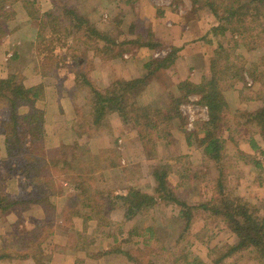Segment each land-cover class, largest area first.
I'll return each instance as SVG.
<instances>
[{
	"label": "rangeland",
	"instance_id": "obj_1",
	"mask_svg": "<svg viewBox=\"0 0 264 264\" xmlns=\"http://www.w3.org/2000/svg\"><path fill=\"white\" fill-rule=\"evenodd\" d=\"M25 1L18 0L23 6H25ZM29 1L32 2L29 6L32 13L27 16L21 14L22 12L17 9V2L11 7L9 5L6 7L11 10L13 16L5 21L0 19V78L16 74L18 81H22L26 86H29V83L34 84L40 81L30 86L39 87L41 91L38 103L40 106L35 108L38 110L36 115L40 123L34 124V129H32L22 126V121L18 122L16 139L10 144L15 145L11 155H8L7 151L0 155V202H12L8 210L5 212L0 210V255L5 256L3 259L0 258V264H35L34 256L42 258V261L47 264H76L77 260L80 264H131L123 255L113 251L116 249H113L115 246H123L124 250L129 248L134 255H137L135 259L142 264H145L148 259L153 264H173L172 256L168 253L172 251L179 253L183 246L186 247L182 252L190 250L200 259L201 264H213L212 258L215 254L210 253V250L225 244H233L236 237L225 223L211 216L207 209L200 206L211 198L212 180L217 172L210 169L208 159L203 157L196 142L194 141L189 146L185 139L184 132L196 129L199 123L208 119L207 107L198 103V95H189L188 99L179 106L183 119L170 131L172 140L164 141L167 143L165 145L162 140H159L154 153L149 155L144 152L135 131L127 127L120 118L121 123L118 125V119L112 117V114L107 117L105 128L84 133L82 137H79L77 135L80 130L79 125L86 123L88 116H85L83 108L80 109L81 111L77 110L76 113L71 112L75 102H78L80 107L83 106L84 101L81 97L84 93L75 89L74 78L72 87L68 79L63 84L65 80H62L63 75H66L68 71L72 73L73 67L72 56L69 58L66 54V45H71L80 53L86 52L88 59L93 61L90 74L93 86L97 89L101 86L98 56L80 41L74 39L72 34L65 33L56 36V33L52 32V24L47 21L44 14L48 8H51V0ZM77 1L81 12L86 13L90 21L98 28L106 27L119 38L125 37L126 32L118 34L119 29H114L115 21L111 26L107 25L110 23L112 14L107 16V23L103 21L104 16L100 13L103 10L100 8L103 0H73V2ZM247 1L249 0H241V2ZM136 2L138 1H133V3ZM211 2L223 13L224 5H217L222 0H191L193 6L197 3L198 11L207 9L214 17L209 9ZM133 3L129 6L130 9L133 8ZM137 5L135 6L136 11L138 10ZM200 8L203 9L200 10ZM127 9L117 5L114 14L124 17L122 24L125 26L135 22L136 29L142 28L143 31L139 30L145 34L147 30L141 20L133 19L135 15L132 12L133 9L130 11ZM261 12L263 15L258 19L264 24V9ZM198 13L202 14L201 12L194 15L191 13L186 16L187 20H196L200 16ZM202 17L206 19L204 12ZM217 22L215 19L212 26H209V30L207 29L208 32L206 30L204 32L206 34H202L205 42L196 43L198 38L192 44L194 51L201 49L206 54L205 68L203 71H198L197 81L200 80V76L207 80L211 77L210 62L215 60L214 70L219 74V89L229 104L222 138L226 139L224 151L230 157L234 168L232 171L230 168L225 169L228 172L227 186L233 187L234 193L243 196L250 201V204L257 206L264 197V154L260 150L253 151L249 142L254 138L260 148L264 149V135H259L256 131L253 134L251 128L254 127L244 122L249 117L248 114H241V112L249 113L264 104V61L261 60L264 57V28H257L259 31L262 30L261 32L258 30L253 32L250 28L256 23H249L246 17L243 26L249 28L250 25V28L245 31V36L240 32L242 28L240 24L237 29L234 26L232 32L230 29L233 25L228 26L224 23L222 24L227 30L223 36L213 35L210 30L217 26ZM121 27H119L120 30H122ZM188 33L193 39L201 34L200 31L196 33L195 27H192ZM152 37L156 39L155 35ZM220 44L222 47L219 48ZM170 46L176 48V53L180 51L179 47ZM135 52L136 50L132 49L126 53ZM15 53L19 54V57L13 62ZM147 57L148 54H145L141 57L142 59H138L139 64L148 63L150 59L147 61ZM152 61L147 72L154 68L158 58L156 60L152 58ZM110 66L107 63V67ZM28 67L33 69H31L33 74L26 70ZM227 67L230 68L226 70ZM134 70L142 71L140 68L132 71ZM256 76H261V79ZM132 77L134 75L129 73L127 79L120 80H137ZM140 78H143V82L138 84V100L140 93L142 91L146 93L148 89L159 103L158 106H155L157 102L156 104L150 103V105L160 109L170 107L171 95L173 91H176L173 90L176 85L170 88L171 80H168L166 85H159V81L157 82L154 78L151 82L150 78L145 76H140ZM65 85L66 88L70 86L69 92L64 91ZM54 88V94H49L48 92ZM43 92L47 94L44 93L43 96ZM59 101L62 104L61 110L56 107ZM31 106L29 101H18L16 108L21 119L27 112L29 113ZM9 115L8 102L0 99V128L4 131L6 129L8 135ZM114 115L117 116L115 113ZM237 120L239 126H235ZM63 129L69 133L63 132ZM59 136L67 138V142H60L62 139ZM107 148L117 152L119 163L115 167H105L95 171V180L92 181L91 186L95 192L97 190L101 192L100 196L103 199L100 200L106 204L103 214L106 215L108 224L98 225L95 219L90 220L87 223L86 235L93 240V243L89 244L85 250L75 249L72 247L69 235L73 231L83 233L82 218L72 217L71 227L62 220H64V209L69 203V198L74 193H78L76 184L81 180L70 182L65 178L73 172L70 173L67 170L68 166L64 165V162H70L78 167L83 164L81 159H83L84 151L87 156H94ZM238 153H243V158H238ZM50 157H53L55 164L58 165H54L49 170L42 167L43 169L39 171L43 161H49ZM87 158H89L88 161H94L93 158ZM253 159L260 161L261 166H256ZM95 162L97 165H103L100 159H96ZM87 163L85 168H90V163ZM157 167L166 172L165 179L168 187L169 185L176 187V195H180L181 199L191 206L188 217L180 213V207L174 202H166L155 196L157 202L152 208L138 211L134 215L130 214L127 218L125 216L127 207L123 205V201L118 196H124L131 189L150 191L156 186L153 171L158 169ZM12 169L19 180L14 189L8 180L9 174L14 172ZM83 211L85 212L83 214L89 213L88 210ZM261 213L264 215V210ZM147 227L151 228V233L145 230ZM132 230L135 233L130 235ZM181 232L185 233L184 239L178 240ZM113 238H116V242L110 243ZM128 238L131 239L130 245L126 241L123 245L122 242ZM205 240L207 244L204 243ZM186 242H189L188 246ZM109 247L113 250H109ZM36 248H38L37 251ZM103 248L107 249L103 251ZM141 252L144 254L138 257ZM254 255L255 253L245 250L225 258L221 264H264L254 259Z\"/></svg>",
	"mask_w": 264,
	"mask_h": 264
},
{
	"label": "trees",
	"instance_id": "obj_2",
	"mask_svg": "<svg viewBox=\"0 0 264 264\" xmlns=\"http://www.w3.org/2000/svg\"><path fill=\"white\" fill-rule=\"evenodd\" d=\"M17 2L18 0H0L1 20L5 21L13 16L11 15V10L6 7L8 5L11 7ZM51 3V8H48L44 14L47 21H50L49 23L52 24V32L56 33V36L65 33L72 34L74 39L88 47L94 55L98 56L99 60L119 58L132 49L166 50V54L158 60V64L155 66L160 67L168 65L176 53L175 47L163 45L157 39H152L154 34L150 29L142 36L137 31L135 22L127 24L126 27L122 24L124 17L114 14L113 11L111 13L112 15L110 14V23H107V25L111 26L112 22L115 21L116 25L114 29H119L117 31L118 34L123 33L119 27L125 26L127 31L124 38H119L118 35L111 30L109 31L106 27L103 29L98 28L95 23L90 21L86 13L81 12L78 1L62 0L56 2L55 0H51ZM31 4V1H25L24 8L28 14L32 13L29 9ZM217 5H224L222 9L223 13L215 5H212V2L209 3V9L216 21H218V25L212 27L210 30V33L213 35L223 36L227 30L224 25H233V28L230 29L233 32L234 26L237 29L240 24V27H242L240 32L245 36V31L250 28V25L249 28L243 26V22H246V17H248L249 23H256L254 27L251 26L250 28L251 30L253 29V32L257 31V28H264L263 22L258 19L263 15L261 10L264 9V0H249L247 2H241V0H222ZM220 47H222V44H220ZM66 51L69 58L72 56L71 59L73 60L72 73L74 74L75 89L81 90L84 93L81 97L84 101L83 106L80 107L79 103L75 102L72 105L71 112L76 113L77 110L83 108L85 116H88V121L79 125L80 130L77 132L79 137H82L84 133L99 131L105 128L107 117L115 113L127 127L135 131L137 138L141 141L144 152L149 155L150 153H154L159 140L167 142L172 140L170 131L183 119L179 110L180 104L186 101L191 94L199 96L198 103L205 105L208 109V119L199 123L196 129L184 132L185 139L189 146L194 141L196 142L197 147L202 151L203 157L208 159L207 163L210 165V169H214L217 172L212 180V196L206 203L200 206L207 209L211 216L217 217L225 223L226 227L236 237L235 243L225 244L222 247L210 250V253L215 254V257L212 258L213 264H221L225 258L234 256L245 250L255 253L253 258L263 263L264 215L261 211L264 210V197L261 199L259 205H252L249 200L234 193V188L227 186L226 182L228 172L225 169L230 168V171H232V168H234V165L231 164L230 157L224 151L226 139L222 138L226 120L225 115L229 109V104L221 89H219V74L214 70L215 60L210 62L211 77L208 80L204 77L198 81L190 79L182 80L173 88L176 91H173L174 93L171 95L170 107L160 109L150 104H142L139 102L138 84L143 82V78H138L133 81L116 79L103 90H99L93 86L90 74L93 61L88 59L86 52L80 53L78 49H74L69 44L66 45ZM48 52L51 53V51ZM18 57L19 54L15 53L12 61H17ZM261 60L264 61V57ZM62 61H64L63 58ZM150 64L152 63L149 61L145 66H149ZM229 68L227 67L226 70ZM251 75L253 74L251 73ZM256 77L261 79V76ZM38 88L35 86H26L22 81L19 82L16 74L0 78V99L3 101L6 100L8 102V108L10 109V115L7 120L10 126L8 128L10 136L8 135V138H6L8 155H11L12 148L15 147V145L10 144L16 139L18 122L27 120L28 123H40L36 115L38 114V110L35 109L40 106L38 103L40 102L41 91ZM19 100H26L32 104L29 113L27 112L26 115L22 116V119L16 108ZM241 114H248L249 117L244 122L254 127L251 128L253 134L256 131L257 134L264 135V104L249 113L241 112ZM239 124L242 123L239 122ZM235 126H239L238 120L235 122ZM249 145L253 151L260 150L264 154V149L260 148L254 138L250 140ZM85 152L82 157L83 159H81L83 162L81 166L77 167V165L70 164V162H64V165L68 166L67 170L70 173L73 172L70 175L67 172L68 175L65 178L70 182H74L77 179L81 180L80 183L76 184L78 193H74L69 198V203L64 209V220H62L71 227L73 225L72 217L79 216L82 218L83 233L73 231L69 235L71 237L70 242H72V247L79 250H85L89 244L93 243V240L91 238L89 239L86 235L87 223L90 220L95 219L98 225L108 224L107 217L103 214L106 204L100 200L103 199L100 196L101 192L98 190L95 192L91 186L92 181L95 180L94 173L105 167H115L119 163V156L115 150H108L107 148L94 156H87ZM243 156V153H238V158H243ZM87 157H90V159L93 158L94 161H88L89 158ZM84 158L86 159L84 160ZM96 159H100L103 165H97L95 162ZM53 160L54 158L50 157L49 161H43L39 171L43 168L49 170L54 165H58ZM77 162L79 163L80 161L78 160ZM87 162L90 163V168H85L88 164ZM253 163L258 167L261 166L258 160L253 159ZM165 175L166 172L164 170H160V168L155 169L153 176L156 181V186L151 188L150 191L131 189L124 196H118L123 201V205L127 207L125 212L127 218L130 214L134 215L138 211L141 212L152 208L157 202V197L166 202H174L180 207V213L188 217L191 206H188L187 202L181 199L180 195H176V187H172L171 185L168 187ZM10 205H12V202H0V210L5 212ZM83 210H88L89 213L83 214L85 213ZM186 225L188 227V223ZM145 230L151 233L150 227L145 228ZM133 233H135L134 230L131 231L130 235ZM184 236L185 233L181 232L178 240L184 239ZM130 240L128 238V240H124L123 242L125 243L126 241L130 245ZM111 242H116V238L111 239ZM204 243L207 244V241L205 240ZM186 245L188 246L189 242H186ZM16 247L17 245L15 244ZM185 247L183 246V249L179 253H175L174 251L168 253L169 256H172L173 264H201L200 259L190 250L182 252ZM113 249H115L113 250L115 253L123 255L128 263L142 264L135 259L137 255H134V252L129 248L124 250L121 246H115ZM142 254L144 253L141 252L138 257L142 256ZM0 258L3 259L5 256L0 255ZM33 258L35 264H47L40 257L34 256ZM169 259L171 258L169 257ZM76 264H80L79 260L76 261ZM145 264H153V262L148 259Z\"/></svg>",
	"mask_w": 264,
	"mask_h": 264
},
{
	"label": "crops",
	"instance_id": "obj_3",
	"mask_svg": "<svg viewBox=\"0 0 264 264\" xmlns=\"http://www.w3.org/2000/svg\"><path fill=\"white\" fill-rule=\"evenodd\" d=\"M100 1V0H98ZM135 0H103L102 4L100 2V8H103L102 12H100L103 16L104 19L103 21H106L107 16L114 12L115 8L117 5H120L121 8H128L127 11L132 10V12L135 14L133 19L141 20L142 24L144 25L145 29L148 30L150 29L153 34L155 35L156 39L160 41L163 45L170 46V45H175L180 48V51H178L175 56L172 58V61L168 63L166 66H160V67H155L157 64L147 72V69L151 66H145L146 62L139 64L138 59H142L141 57L144 56L145 54H148L147 61L149 60L150 62L152 61V58L156 60H160L165 54L166 50L162 51H156V50H145L143 48H140L136 50L135 53L131 54H124L122 57L112 59V60H98L100 65L98 66V71L100 73V80H101V86L99 89H104L106 88L111 82H113L116 79H127L129 73L134 75L132 79H138L140 76H145L146 78H150V82L152 81V78L156 79V81H159V85L161 84H168V80H171L170 88L173 85H177L180 83L182 80L190 79V80H196L198 78V71H203L204 70V63H205V57L206 54L204 53L203 50L197 49L194 51L192 49V44L194 43L195 39H198L196 43H200V41H204L202 34H206V30L209 28V26H212V22L215 21L214 17L211 16V13L207 11V9H203L202 11H198L199 7L196 6L197 3L194 4V6L191 3V0H137L138 2L133 3ZM197 1V0H194ZM118 2V4L116 3ZM133 3V8L130 9L129 6L132 5ZM17 9L20 10L24 14V16L28 14L27 11H25V8L22 4L17 3ZM137 5L138 10L136 11L135 6ZM119 9V8H117ZM124 10V12H127ZM197 12H203L206 14V19L202 17V14H200L199 17L194 19L187 20L186 16L189 14H195ZM129 22V21H128ZM217 22V21H216ZM106 25V24H105ZM218 25V22H217ZM127 27V26H126ZM126 27H121L122 32H126L127 29ZM192 27H195L196 33L198 34L199 31L201 34L199 37H195L194 39L192 37H189V30H191ZM142 30V28H139ZM137 30L142 36H144V33H141L140 30ZM209 30V29H208ZM207 30V32H208ZM143 31V30H142ZM26 41V40H25ZM186 48V49H185ZM186 52L184 53L183 52ZM144 55H143V54ZM156 53H158L156 55ZM130 56V57H129ZM151 56V58H150ZM160 56V57H159ZM103 62V63H102ZM107 63H109L111 66L108 68ZM112 63H115L116 65H113ZM153 63V61L151 62ZM117 64H121L118 66ZM142 69V71H132L133 69ZM32 68H27L26 70L30 71L32 73ZM177 71V72H176ZM135 72V73H134ZM146 72L148 74H146ZM175 72V73H174ZM158 73V74H157ZM164 73V74H163ZM177 73V74H176ZM33 74V73H32ZM35 75V74H34ZM68 77L66 78V76ZM102 75V77H101ZM163 75H165L163 77ZM64 77L62 78L65 79L63 81V84L66 83V80L68 79V82L70 83V86L72 87L73 85V78L74 75L72 76V73L68 71L66 75H63ZM202 76H200V79ZM199 79V78H198ZM40 83V81H37L34 84ZM32 83H29L30 85H34ZM70 86L66 88V85L63 87L64 91L69 92L70 91ZM50 88V86H49ZM169 89V88H166ZM55 88L51 89V92L49 91L48 93L51 95L54 94ZM150 92L148 89L145 93V91L140 93L139 101L143 104H156L155 102L158 103V99L154 96H152V93L148 94ZM47 94L46 92H43V96ZM66 94V93H64ZM51 97V96H50ZM43 98V97H42ZM43 100V99H42ZM44 102V101H42ZM61 101L57 102L56 107L57 109L61 110L62 104L60 103ZM43 105V104H42ZM47 105V104H46ZM156 104L155 106H158ZM42 107V106H41ZM112 117H115L118 119V125H120V119L118 116H115L112 114ZM6 123V122H5ZM22 126H28L32 129L34 126V123H28L27 120H22L21 122ZM20 125V126H21ZM63 132L69 133L66 131V129H63ZM66 135L65 133H63ZM8 133L0 128V155H3L6 149V138ZM59 135V134H57ZM62 139L60 142H67V138H61ZM120 140V139H119ZM164 145L167 144L164 141L162 142ZM191 154V152H189ZM13 170V169H12ZM14 171V170H13ZM10 176L8 177V180L10 182V185L12 188H16V183L18 184L19 180L16 178L17 176L15 175V171L9 174ZM11 180V181H10ZM124 245V242H122ZM123 248V246H121ZM107 248H103V251H105ZM109 250H113L109 247ZM108 260V259H107Z\"/></svg>",
	"mask_w": 264,
	"mask_h": 264
},
{
	"label": "built area",
	"instance_id": "obj_4",
	"mask_svg": "<svg viewBox=\"0 0 264 264\" xmlns=\"http://www.w3.org/2000/svg\"><path fill=\"white\" fill-rule=\"evenodd\" d=\"M158 53H156V55H157ZM190 125V124H189Z\"/></svg>",
	"mask_w": 264,
	"mask_h": 264
}]
</instances>
